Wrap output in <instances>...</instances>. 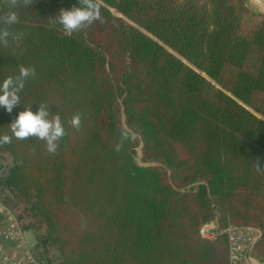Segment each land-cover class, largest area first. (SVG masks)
<instances>
[{
  "label": "trees",
  "instance_id": "16d2710c",
  "mask_svg": "<svg viewBox=\"0 0 264 264\" xmlns=\"http://www.w3.org/2000/svg\"><path fill=\"white\" fill-rule=\"evenodd\" d=\"M75 2L0 0V80L33 69L22 103L46 101L65 127L55 153L36 137L0 145V194L35 260L228 264L226 236L200 234L214 223L260 229L264 262V14L247 0H102L65 34L55 14ZM18 110L0 108V134Z\"/></svg>",
  "mask_w": 264,
  "mask_h": 264
},
{
  "label": "clouds",
  "instance_id": "9594fccd",
  "mask_svg": "<svg viewBox=\"0 0 264 264\" xmlns=\"http://www.w3.org/2000/svg\"><path fill=\"white\" fill-rule=\"evenodd\" d=\"M102 0H76L68 7H61L55 14V23L65 34H70L81 29L86 24H91L100 18ZM17 19L13 13L8 17V22H15ZM33 69L19 66L18 73L6 76L0 80V108L11 114L16 111L14 119L9 125V134H0V145L11 144L13 139L23 140L29 137H36L43 140L48 153H55L58 141L65 135V127L61 118L51 110L52 105L41 101L33 105L25 106L21 100V94L25 86V80L34 76ZM72 127L80 126V115H74L70 121Z\"/></svg>",
  "mask_w": 264,
  "mask_h": 264
},
{
  "label": "built area",
  "instance_id": "2783aa9c",
  "mask_svg": "<svg viewBox=\"0 0 264 264\" xmlns=\"http://www.w3.org/2000/svg\"><path fill=\"white\" fill-rule=\"evenodd\" d=\"M5 197L11 199L12 195L8 191L0 194V264H39L26 244L25 233L15 215L5 204ZM209 224L200 234L203 238H209L214 232L226 236L228 264H264L252 256V248L262 236L260 229L228 227L219 230L216 224Z\"/></svg>",
  "mask_w": 264,
  "mask_h": 264
},
{
  "label": "rangeland",
  "instance_id": "374dc122",
  "mask_svg": "<svg viewBox=\"0 0 264 264\" xmlns=\"http://www.w3.org/2000/svg\"><path fill=\"white\" fill-rule=\"evenodd\" d=\"M258 5L260 6L259 2L260 0H256ZM257 3L254 1V0H247V4L248 6L254 10V11H257L258 10V6H257ZM111 14L115 17H118V18H121V16L119 14L116 13V11H113L111 10ZM0 160L5 164V165H8V159L6 158H0ZM137 163H139V160H138V157L136 159ZM209 226H211V224H209ZM24 232V231H23ZM24 238H25V241H26V244L27 246L30 248V251H31V248L32 246L34 245V239H33V236L31 235L30 232H24ZM32 253V252H31Z\"/></svg>",
  "mask_w": 264,
  "mask_h": 264
},
{
  "label": "crops",
  "instance_id": "0c3cea01",
  "mask_svg": "<svg viewBox=\"0 0 264 264\" xmlns=\"http://www.w3.org/2000/svg\"><path fill=\"white\" fill-rule=\"evenodd\" d=\"M254 1L257 3L256 0H254ZM262 3H264V0H260V2H259L260 6H259L258 3H257V6H258V10H257V11H259V12H261V13H262L261 8H263V7L261 6Z\"/></svg>",
  "mask_w": 264,
  "mask_h": 264
},
{
  "label": "water",
  "instance_id": "95a60500",
  "mask_svg": "<svg viewBox=\"0 0 264 264\" xmlns=\"http://www.w3.org/2000/svg\"><path fill=\"white\" fill-rule=\"evenodd\" d=\"M262 13L264 14V8H261Z\"/></svg>",
  "mask_w": 264,
  "mask_h": 264
},
{
  "label": "bare ground",
  "instance_id": "6f19581e",
  "mask_svg": "<svg viewBox=\"0 0 264 264\" xmlns=\"http://www.w3.org/2000/svg\"><path fill=\"white\" fill-rule=\"evenodd\" d=\"M261 6L264 8V3H262Z\"/></svg>",
  "mask_w": 264,
  "mask_h": 264
}]
</instances>
